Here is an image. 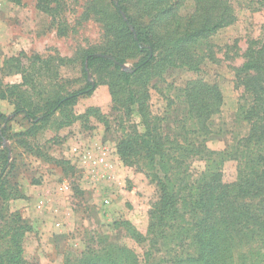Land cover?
Segmentation results:
<instances>
[{
    "label": "trees",
    "instance_id": "16d2710c",
    "mask_svg": "<svg viewBox=\"0 0 264 264\" xmlns=\"http://www.w3.org/2000/svg\"><path fill=\"white\" fill-rule=\"evenodd\" d=\"M54 1L61 6L63 0H37V6L54 13ZM186 2L91 0L87 14L101 23L107 41L100 51L84 48L79 53L81 87L51 88L38 93L37 100L31 94L28 98L30 91L42 85L38 81L49 77L52 67L50 59L39 55H24L23 83L0 86V98L15 102V114H22L30 123L26 130L13 133L8 127L10 118L0 111V264H30L24 256V241L33 229L19 211L10 212L6 205L25 194L9 180L15 166H7L9 149L3 147V138L15 139L34 151L38 147L26 136H36L51 122L57 129L78 121L89 123L92 117L109 124L98 107H89L82 114L74 110L80 98L91 95L101 84L109 86L114 108L121 112L120 125L131 129L118 141L120 159L126 166H148L159 199L151 210L147 234L128 220L115 222L143 246V258L131 247L110 242L89 247L66 264H264V42L257 45L254 41L245 52L247 61L236 69L237 86L249 95L240 115L250 123V131L227 149L211 150L205 144L211 132L209 120L223 105L216 85L195 79L183 90L188 113L195 120L196 128L190 131L199 132L196 140L204 137L200 142L189 136L180 140V132L164 134L162 122L168 116H154L149 109L153 79L173 67L198 70L203 60H217L208 39L237 21L232 0H194V9L183 12ZM129 60H134L133 66L124 69ZM89 72L93 81L88 79ZM25 85L29 88L24 89ZM133 115L140 121H132ZM195 158L206 162V168L194 178L190 162ZM228 160L237 162L233 181L224 180Z\"/></svg>",
    "mask_w": 264,
    "mask_h": 264
},
{
    "label": "rangeland",
    "instance_id": "374dc122",
    "mask_svg": "<svg viewBox=\"0 0 264 264\" xmlns=\"http://www.w3.org/2000/svg\"><path fill=\"white\" fill-rule=\"evenodd\" d=\"M90 1L63 0L61 6L54 1V13H47L38 8L37 0H22L21 4L0 0V86L23 83L20 70L27 62L24 55H39L50 59L49 79L38 81L42 85L30 91L28 98L31 94L32 100H37L38 93L51 88L81 87L84 78L79 53L84 48L100 51L107 41L101 23L87 14ZM232 1L237 21L208 39L217 60H203L198 70L170 68L149 85L150 112L168 116L161 131L172 135L180 132V140L189 136L196 142L204 137L196 140L199 132L190 131L196 128L195 120L190 118L183 90L195 79L216 85L222 92L223 105L209 120L211 132L205 144L217 151L227 149L250 131V123L240 115L249 95L237 86L236 69L247 61L245 52L254 41L257 45L264 42V3ZM192 9L194 0H187L183 12ZM133 61L124 63L123 68L131 69ZM93 78L89 72L88 79ZM89 107H98L108 116L109 124L92 117V123L78 121L57 129L51 122L36 136H26L38 147L34 151L26 150L15 139L3 138V147L9 149L7 166H15L9 180L25 194L6 205L33 226L24 241V256L30 264H66L89 247L110 242L131 247L143 258V246L115 222L128 220L147 234L151 210L159 199L156 182L146 164L126 166L117 153L118 141L131 129L120 125L121 112L114 108L108 85L101 84L91 95L80 98L74 110L82 114ZM15 108L11 99L0 98V111L10 118L8 127L13 133L30 126L22 114H15ZM132 121L138 122L140 117L133 115ZM183 123L186 128L181 127ZM190 163L194 178L206 168V162L199 158ZM223 172L225 181L235 180L237 162L226 161ZM2 204L0 199V208Z\"/></svg>",
    "mask_w": 264,
    "mask_h": 264
},
{
    "label": "built area",
    "instance_id": "2783aa9c",
    "mask_svg": "<svg viewBox=\"0 0 264 264\" xmlns=\"http://www.w3.org/2000/svg\"><path fill=\"white\" fill-rule=\"evenodd\" d=\"M95 163H97V160L95 161ZM43 203V201L41 200V202L39 203V206H41Z\"/></svg>",
    "mask_w": 264,
    "mask_h": 264
},
{
    "label": "crops",
    "instance_id": "0c3cea01",
    "mask_svg": "<svg viewBox=\"0 0 264 264\" xmlns=\"http://www.w3.org/2000/svg\"><path fill=\"white\" fill-rule=\"evenodd\" d=\"M21 205H25V202H22V204Z\"/></svg>",
    "mask_w": 264,
    "mask_h": 264
}]
</instances>
